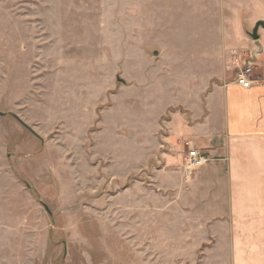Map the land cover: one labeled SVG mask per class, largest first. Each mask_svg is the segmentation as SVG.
I'll return each instance as SVG.
<instances>
[{
  "label": "rangeland",
  "instance_id": "1",
  "mask_svg": "<svg viewBox=\"0 0 264 264\" xmlns=\"http://www.w3.org/2000/svg\"><path fill=\"white\" fill-rule=\"evenodd\" d=\"M259 21L264 0H0V264H214L164 125L234 84Z\"/></svg>",
  "mask_w": 264,
  "mask_h": 264
},
{
  "label": "crops",
  "instance_id": "2",
  "mask_svg": "<svg viewBox=\"0 0 264 264\" xmlns=\"http://www.w3.org/2000/svg\"><path fill=\"white\" fill-rule=\"evenodd\" d=\"M260 29L250 89L213 86L204 104L199 99V110L190 113L192 124L177 114L164 125L165 169L169 165L170 172L183 173L188 144L210 156L197 172V196L190 197L187 206L194 211L188 214L195 220L191 224L212 230L200 246L214 264L221 255L223 264H264V28ZM178 247L181 251V241Z\"/></svg>",
  "mask_w": 264,
  "mask_h": 264
},
{
  "label": "built area",
  "instance_id": "3",
  "mask_svg": "<svg viewBox=\"0 0 264 264\" xmlns=\"http://www.w3.org/2000/svg\"><path fill=\"white\" fill-rule=\"evenodd\" d=\"M256 51H253L242 66L236 71L235 81L233 85H236L244 90L250 89L252 86V76L254 70V63L252 58L256 57ZM210 161L208 152L204 150H197L196 147L188 144V149L185 156V162L183 166L184 181L187 183L192 176L193 172L207 164Z\"/></svg>",
  "mask_w": 264,
  "mask_h": 264
},
{
  "label": "water",
  "instance_id": "4",
  "mask_svg": "<svg viewBox=\"0 0 264 264\" xmlns=\"http://www.w3.org/2000/svg\"><path fill=\"white\" fill-rule=\"evenodd\" d=\"M260 28H264V22H262V21H259V22H257L256 24H255V26H254V28H253V31H252V33H251V38H252V40H254V41H257L258 39H259V36H258V30L260 29ZM155 56L156 55H158V52H154L153 53ZM8 115H10V116H12L14 119H16V121L18 122V123H20L25 129H27L30 133H32L33 135H35L36 136V134L33 132V131H31V129L29 128V127H27L24 123H22L19 119H17V117L16 116H14V115H12V114H8ZM6 116V114H2L1 112H0V117H5ZM45 209H46V207H45ZM47 210V209H46ZM48 211V210H47Z\"/></svg>",
  "mask_w": 264,
  "mask_h": 264
}]
</instances>
